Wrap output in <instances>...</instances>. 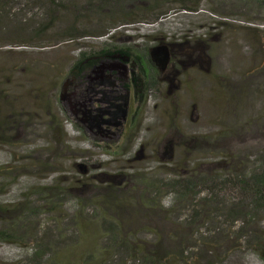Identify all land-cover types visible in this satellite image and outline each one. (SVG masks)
<instances>
[{"label":"rangeland","instance_id":"374dc122","mask_svg":"<svg viewBox=\"0 0 264 264\" xmlns=\"http://www.w3.org/2000/svg\"><path fill=\"white\" fill-rule=\"evenodd\" d=\"M3 1L0 230L11 235L0 239V264H30L38 242L53 254L49 264H144L141 252L161 264H264L253 242L242 241L243 214L234 223L220 211L187 223L208 200L226 201L229 179L264 169V7L194 0L198 10L183 13L174 0H144L169 15L124 27L92 0ZM139 2L121 6L138 17L147 12L135 10ZM105 43L149 55L155 67L141 97L116 103L119 136L114 127L94 134L69 110L74 62ZM121 63L132 76V64ZM190 171L220 174L224 187L217 182L213 198L209 184H193L195 197L175 207V190L165 184ZM261 220L264 232L262 212L249 226ZM113 229L133 254L115 255L107 243Z\"/></svg>","mask_w":264,"mask_h":264},{"label":"trees","instance_id":"16d2710c","mask_svg":"<svg viewBox=\"0 0 264 264\" xmlns=\"http://www.w3.org/2000/svg\"><path fill=\"white\" fill-rule=\"evenodd\" d=\"M51 4L54 5H58L60 4L63 0H48ZM131 2H135L136 0H129ZM156 2L159 0H155ZM176 2H178L179 6H178V11H183V13H187V12H195L198 10L197 4L194 3V0H174ZM252 3L258 4L261 7H264V0H250ZM0 2H4L3 0H0ZM96 3H99V6L101 8L107 7L109 9V11H107L110 15L113 14L114 11V4L112 2V0H92L89 2L90 5H93ZM113 7V8H111ZM91 10V9H90ZM169 10L165 9L162 11H159L156 15H152L149 18H144V17H136V18H127L126 16L121 18V22L120 23H130V22H137V23H142V22H150V23H155L158 20H162V18L166 17L167 15H169ZM161 44V43H160ZM167 45H171L172 42H166ZM165 44V45H166ZM176 43H173L172 45H174ZM113 47L112 44L109 43H105L104 46L99 47L98 49H94L92 52H90L89 54L86 53H81L78 57H77V63H79L80 61H82L85 58H92L93 54H97V53H104L107 52V48L109 49V51H111V48ZM129 49V46H126ZM125 46H121V47H117L116 48H124L123 50L125 52L128 51V49ZM114 48V47H113ZM130 50V49H129ZM131 51V50H130ZM190 173V174H189ZM188 174L189 176L186 178H183L182 176H178L175 177L174 179H170L165 185L167 187L171 186L174 190L175 193L173 194L171 200H170V204L175 203V207H180V205L186 201H190L191 197H195L193 195L196 194V189L194 188V186H199L200 184H202L203 182L209 184L210 186H204V189L209 191L210 194L212 192H214V196L213 198H216L217 195L214 191V187L217 185L218 183H221L220 186H222V188L224 187V181L225 179L222 180V175L218 174V175H213V174H208V175H204L202 174V178H200V176L198 175V173H194L192 174V172L190 171ZM199 176V179H195L194 177ZM230 180V187L225 186L226 189L227 188H233V189H227V196H226V201L224 200H219V197L216 198V200H208V202L210 203V205H208L206 208L204 207L203 209H201L199 212L196 211L195 214V208L194 210H192V213L189 215V220H188V224L191 227L192 224H195L196 226H198V222L201 220L200 218L203 217V215H205V213H209L210 214H217L218 211L221 212V215L223 217H225V219H231L234 223L235 220L239 219V215L240 213L244 215V223H246L245 225L248 226V228H245V226L243 225V230H247L244 233V237L245 240H242L244 243H247L246 240H251L253 243V247H249L250 250L252 252H254V254H256L262 262H264V232L262 231V222L263 220H261V222L258 223L257 227H253V226H249L250 222L257 216V214L259 212L264 213V169L261 170L260 173H251L248 176H244L241 178H234V182ZM184 182V183H183ZM194 184V186H193ZM147 186V185H146ZM201 186V185H200ZM238 189H237V188ZM222 188H219L220 190ZM52 191L55 194H58L59 192L57 190H55L54 188H52ZM200 191V189H199ZM52 193V194H54ZM251 199L250 203V209L245 208V210L240 211V207H242L240 205L244 203L245 199L249 198ZM206 198V196H205ZM204 198V199H205ZM156 203V202H154ZM31 204V203H30ZM214 206V207H212ZM244 207V206H243ZM1 208V207H0ZM22 211H30V210H34L33 208L30 207L29 204H23L22 207H20ZM209 208V209H208ZM247 209V210H246ZM198 223V224H197ZM234 226V224H233ZM42 236L46 235V233L44 232V230H42ZM10 233L5 230V229H1L0 230V239L5 238V237H10ZM239 239H241L238 236ZM6 239V238H5ZM204 239V238H203ZM107 243L111 246H113L114 248H117L115 255H120L122 253L128 255L127 253L129 251H131V253H134V248H132V246L129 244L128 240L126 239H122L119 240V235L117 234V231H115V229L113 230H107ZM207 241V240H206ZM109 242H113V243H109ZM141 257L138 258L139 261L144 262V264H161V260L155 256V255H151L148 254L146 252H141ZM53 255V254H52ZM52 255L49 256V252L47 250V247L45 244H42L41 242H38L36 244V246L34 247V249L29 253L28 256H30V264H49L50 262H52ZM132 257V256H130ZM51 259V261H50ZM187 256H185L184 258L181 259V261L186 260Z\"/></svg>","mask_w":264,"mask_h":264},{"label":"flooded vegetation","instance_id":"af4514ba","mask_svg":"<svg viewBox=\"0 0 264 264\" xmlns=\"http://www.w3.org/2000/svg\"><path fill=\"white\" fill-rule=\"evenodd\" d=\"M112 2L114 4V15H118L120 19L124 16L136 18L131 15L133 10H123L121 6L122 4H126V6L131 4L134 7L135 2L129 0H112ZM155 2L149 5L148 1L140 0L139 4L141 6L135 8V10H147V12L138 17L149 18L162 11L155 8L159 6ZM96 4L99 6L98 3ZM107 11H109L108 8ZM148 11L152 14L149 15ZM135 24L138 23H121L120 26L131 27ZM111 37H113V34ZM127 37L130 38L129 35ZM112 45L114 47L111 48L112 52L107 48V52L93 54L92 58H85L79 63H77V60L74 62L71 69V78H74V80L70 81L74 90L71 91L73 96L71 97L69 110L75 114L77 120L88 124L94 134L99 135L100 132L107 134L114 127L119 130H115L114 134L119 136V133L121 135L124 119L122 122L113 120V116L117 114L116 103H120L126 97L128 105L132 95L135 98L141 97L146 92L150 81L148 80V73L151 74L152 72L150 68L155 70V67L149 55L146 59H143L138 54L132 53L126 46L127 52L123 50L124 48H116V44ZM117 62H122L121 64L126 66L132 64L131 73L134 74L131 76L128 71L123 69V66L116 65ZM107 75L115 77L110 78L111 76L108 77ZM97 114L101 118L95 119ZM102 138H109V136H102Z\"/></svg>","mask_w":264,"mask_h":264},{"label":"water","instance_id":"95a60500","mask_svg":"<svg viewBox=\"0 0 264 264\" xmlns=\"http://www.w3.org/2000/svg\"><path fill=\"white\" fill-rule=\"evenodd\" d=\"M162 50H164V52H165V56H168V50H167V47H166V46L162 47Z\"/></svg>","mask_w":264,"mask_h":264}]
</instances>
